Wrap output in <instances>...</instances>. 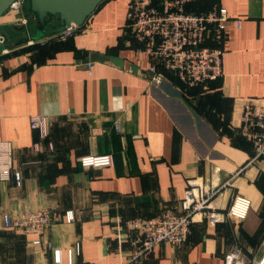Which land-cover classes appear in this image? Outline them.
<instances>
[{"label": "crops", "instance_id": "crops-1", "mask_svg": "<svg viewBox=\"0 0 264 264\" xmlns=\"http://www.w3.org/2000/svg\"><path fill=\"white\" fill-rule=\"evenodd\" d=\"M128 3L103 0L67 38L0 54V142L11 148L9 176L0 178V264H121L125 221L179 211L188 180L230 179L216 202L227 209L248 196V217L211 226L199 214L186 242H162L141 264H224L233 245L254 262L264 257V157L249 163L253 146L239 129L246 98L264 106V0L187 6H221L230 18L222 75L207 88H186L172 71L149 83L151 60L128 30ZM31 17L26 5L9 8L0 27L28 29ZM36 115L49 120L45 137L31 126ZM43 207L52 221L40 244L39 234L3 226L5 214Z\"/></svg>", "mask_w": 264, "mask_h": 264}, {"label": "built area", "instance_id": "built-area-1", "mask_svg": "<svg viewBox=\"0 0 264 264\" xmlns=\"http://www.w3.org/2000/svg\"><path fill=\"white\" fill-rule=\"evenodd\" d=\"M194 1L129 0L127 27L133 38L141 43L138 50L147 53L151 60L145 72L150 84L161 85L166 79V72L172 71L186 88L197 85L207 88L210 81L222 75V45L228 36V12L221 6L201 13L190 11L187 6ZM25 5L26 0H14L9 8L18 10ZM18 22L24 24L26 20L21 18ZM237 24L240 26L242 20L238 19ZM76 27L72 25L55 34L56 38H67ZM0 43H5L3 35H0ZM90 64L88 62L87 66ZM31 126L39 131L41 137L49 133V120L46 116H33ZM239 129L253 146L254 155L249 163L264 157V106L252 97L244 100ZM10 154V144L0 142L1 179L9 176ZM14 175L16 182L20 183V173L15 172ZM229 182L230 179L215 186L188 180L179 211L167 209L152 218L126 220V238L130 247L121 264H141L162 242L180 247L188 239L191 225L199 214L211 226L225 219L238 222L245 220L252 207L248 196L236 195L227 209L216 202L221 188ZM51 221L52 210L49 207L26 209L15 216H3L5 228L39 234V238L34 240L36 244L42 242ZM253 263L264 264V257L254 262L238 245L231 246L224 258V264Z\"/></svg>", "mask_w": 264, "mask_h": 264}, {"label": "water", "instance_id": "water-1", "mask_svg": "<svg viewBox=\"0 0 264 264\" xmlns=\"http://www.w3.org/2000/svg\"><path fill=\"white\" fill-rule=\"evenodd\" d=\"M14 0H0V17L9 9ZM103 0H29L30 9L37 14L38 22L45 26L49 16H57L58 24L50 28L39 30L40 34H58L72 25H82L86 19L96 10ZM28 38H26L27 40ZM25 40V41H26ZM31 40V39H30ZM29 41V40H28ZM27 41V42H28ZM9 42L0 43V54L5 53L9 48Z\"/></svg>", "mask_w": 264, "mask_h": 264}, {"label": "rangeland", "instance_id": "rangeland-1", "mask_svg": "<svg viewBox=\"0 0 264 264\" xmlns=\"http://www.w3.org/2000/svg\"><path fill=\"white\" fill-rule=\"evenodd\" d=\"M26 7L28 9V12L30 14H32V21H31V27L29 26V28L27 29L26 27H23V25H15V24H7V25H3L1 29V33L0 35H3L5 37V43L9 42V48L7 49L10 52L13 51H17L18 49H25L31 46H28V40L29 41H33L32 45H37L40 44L42 42V40H44L45 38H49L51 36H54L55 34H40L38 36V38H31L32 34L33 35H38L36 32L37 29H40L41 31L43 30V28H50L52 26H55L58 24V22L54 25L51 24V22L53 21V17L49 16L47 17L45 23V26H40V28L37 25V21L38 18L36 17V13L31 12V10H29L30 8V4H29V0H26ZM31 35V36H30ZM26 38H28L26 40ZM31 39V40H30ZM26 40V41H25Z\"/></svg>", "mask_w": 264, "mask_h": 264}, {"label": "trees", "instance_id": "trees-1", "mask_svg": "<svg viewBox=\"0 0 264 264\" xmlns=\"http://www.w3.org/2000/svg\"><path fill=\"white\" fill-rule=\"evenodd\" d=\"M51 17H54V16H51ZM58 18V17H57ZM41 26V25H40Z\"/></svg>", "mask_w": 264, "mask_h": 264}, {"label": "flooded vegetation", "instance_id": "flooded-vegetation-1", "mask_svg": "<svg viewBox=\"0 0 264 264\" xmlns=\"http://www.w3.org/2000/svg\"><path fill=\"white\" fill-rule=\"evenodd\" d=\"M38 32H39V30H38Z\"/></svg>", "mask_w": 264, "mask_h": 264}]
</instances>
